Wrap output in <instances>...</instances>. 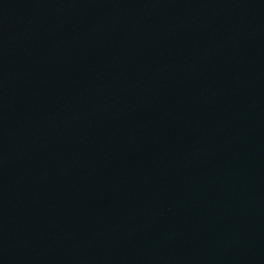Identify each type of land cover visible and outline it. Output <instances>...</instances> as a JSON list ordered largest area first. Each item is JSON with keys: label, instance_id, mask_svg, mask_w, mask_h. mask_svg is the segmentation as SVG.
I'll list each match as a JSON object with an SVG mask.
<instances>
[{"label": "water", "instance_id": "water-1", "mask_svg": "<svg viewBox=\"0 0 264 264\" xmlns=\"http://www.w3.org/2000/svg\"><path fill=\"white\" fill-rule=\"evenodd\" d=\"M0 264H264V0H0Z\"/></svg>", "mask_w": 264, "mask_h": 264}]
</instances>
